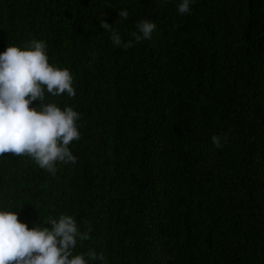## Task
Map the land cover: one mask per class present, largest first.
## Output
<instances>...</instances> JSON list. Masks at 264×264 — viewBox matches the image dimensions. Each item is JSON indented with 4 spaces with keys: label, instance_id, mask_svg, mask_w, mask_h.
<instances>
[{
    "label": "trees",
    "instance_id": "trees-1",
    "mask_svg": "<svg viewBox=\"0 0 264 264\" xmlns=\"http://www.w3.org/2000/svg\"><path fill=\"white\" fill-rule=\"evenodd\" d=\"M181 2L0 0V53L44 41L76 91L44 102L81 133L55 175L0 156V210L29 229L73 216L89 264H264V0ZM141 19L156 28L136 42Z\"/></svg>",
    "mask_w": 264,
    "mask_h": 264
},
{
    "label": "clouds",
    "instance_id": "clouds-1",
    "mask_svg": "<svg viewBox=\"0 0 264 264\" xmlns=\"http://www.w3.org/2000/svg\"><path fill=\"white\" fill-rule=\"evenodd\" d=\"M192 0H182L178 5L181 14L190 12ZM126 19L128 12H118ZM104 30L111 32V41L125 49L133 41L124 43L120 34L107 21H100ZM138 31L132 32L136 42L150 40L156 24L147 19L137 22ZM91 67V61L89 62ZM51 96L67 94L75 97L73 76L69 69L49 63L47 45L32 39L23 48L9 44L0 53V156H27L41 168L53 175L56 164L77 162L69 145L81 138L77 128L80 113L72 107L63 110L56 103H45V93ZM39 101V107L30 105ZM224 140L227 138L224 137ZM217 148H222V138L212 136ZM48 227L29 229L20 222L16 212L0 210V264H89L103 257L96 251L73 255L77 238L81 242L90 239L88 232L78 229L71 215L61 214L58 219L45 220ZM87 257V259L85 258Z\"/></svg>",
    "mask_w": 264,
    "mask_h": 264
}]
</instances>
